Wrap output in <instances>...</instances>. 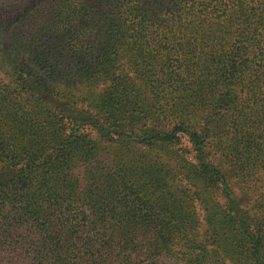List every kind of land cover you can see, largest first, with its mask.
<instances>
[{"label": "trees", "instance_id": "obj_1", "mask_svg": "<svg viewBox=\"0 0 264 264\" xmlns=\"http://www.w3.org/2000/svg\"><path fill=\"white\" fill-rule=\"evenodd\" d=\"M0 264H264V0H0Z\"/></svg>", "mask_w": 264, "mask_h": 264}]
</instances>
